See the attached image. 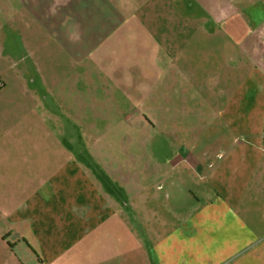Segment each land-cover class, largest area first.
Here are the masks:
<instances>
[{"label":"crops","instance_id":"1","mask_svg":"<svg viewBox=\"0 0 264 264\" xmlns=\"http://www.w3.org/2000/svg\"><path fill=\"white\" fill-rule=\"evenodd\" d=\"M194 2L202 17L191 0H24L30 65L0 66V264H264V0ZM147 121L168 123V163L93 148L104 181L62 142ZM162 185L186 204L164 225Z\"/></svg>","mask_w":264,"mask_h":264},{"label":"rangeland","instance_id":"2","mask_svg":"<svg viewBox=\"0 0 264 264\" xmlns=\"http://www.w3.org/2000/svg\"><path fill=\"white\" fill-rule=\"evenodd\" d=\"M194 1L191 0V3L193 4L192 15H196L193 16L196 18L202 17L201 7L194 5ZM24 8V0H0V66L4 59L7 61V64L14 65L17 68L24 65H30L28 58L25 57L21 33L16 30L19 29V26L22 24L21 21L24 18ZM177 11H180L179 6L177 7ZM7 55L13 56L12 59L8 60L7 57H4ZM147 117L151 118V116ZM100 124L101 123H98V125ZM146 124L148 127H146L145 131L139 130L138 133L130 132L128 136H125L124 138H88L83 137L84 134L82 132V137H77L78 133H75L73 136L71 135L70 137L64 138L62 142L68 147L78 149L80 152L79 156L81 164L87 167L89 172H95V174L100 177L97 178L98 180L104 181L103 179L105 176L101 169H91V171L88 169V166L90 167L92 165L94 167L95 163L90 154V151L93 150V148H99L104 145L111 146L116 150L126 148L129 153L126 154V156L123 154L122 157L129 158L128 160L133 162L138 161L146 165L168 163L170 148L173 150L175 149V144L173 143L174 138L169 137L168 134V123L160 125L159 123L147 121ZM175 126L179 129L184 126V123L178 122ZM166 174H168V172ZM113 177L115 179L120 178L119 175H117V172H114ZM172 178L181 183V176L177 175ZM171 190H173L171 186L166 185L163 187L162 185V190L159 191L161 201L158 203L157 209L160 211V215H162V224L175 221L171 217L170 209H175L179 213H182L181 210L185 211L186 209L185 201L179 198V193H173ZM168 196L176 197L177 201H172V199L171 201L167 200L166 198Z\"/></svg>","mask_w":264,"mask_h":264},{"label":"built area","instance_id":"3","mask_svg":"<svg viewBox=\"0 0 264 264\" xmlns=\"http://www.w3.org/2000/svg\"><path fill=\"white\" fill-rule=\"evenodd\" d=\"M262 139H264V134H262Z\"/></svg>","mask_w":264,"mask_h":264}]
</instances>
